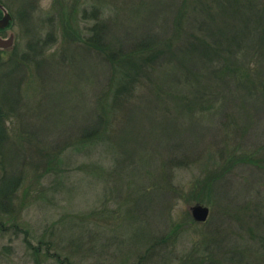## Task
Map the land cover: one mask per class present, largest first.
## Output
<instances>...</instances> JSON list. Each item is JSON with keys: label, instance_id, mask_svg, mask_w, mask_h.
Listing matches in <instances>:
<instances>
[{"label": "rangeland", "instance_id": "obj_1", "mask_svg": "<svg viewBox=\"0 0 264 264\" xmlns=\"http://www.w3.org/2000/svg\"><path fill=\"white\" fill-rule=\"evenodd\" d=\"M263 2L238 0L232 9L212 0L182 23L161 72L175 77L169 84L174 108L145 96L124 108L119 148H111L125 163L124 176L109 195L84 169L96 161L103 171L113 169L114 152L77 141L107 81L106 66L83 43L96 23L91 14L103 23L108 46L163 43L172 37L179 0H0L12 20L3 35L14 37L0 54V189L9 186L0 197L10 193L8 202L0 200V264H178L196 242L218 264H264L250 248L264 235V171L239 165L210 178L213 190L205 196L197 193L202 170L221 166L216 153L223 142L245 153L264 146V19L255 11ZM246 65L262 90L233 80L231 70L239 66V76ZM201 89L218 91L215 110L175 109L182 107L177 95L195 98ZM52 152L58 167L47 158ZM177 156L181 161L166 163ZM161 163L172 173L165 190L146 181ZM126 180L134 182L129 191ZM196 204L209 210L205 223L190 217ZM92 212L86 222L92 236L99 231L94 252L70 250L66 240L80 231L62 222Z\"/></svg>", "mask_w": 264, "mask_h": 264}, {"label": "trees", "instance_id": "obj_2", "mask_svg": "<svg viewBox=\"0 0 264 264\" xmlns=\"http://www.w3.org/2000/svg\"><path fill=\"white\" fill-rule=\"evenodd\" d=\"M209 1L211 2L212 0H179L178 11H176V18L172 27L173 33L172 37L169 40H166L163 43H156V41L152 40L142 42L140 41L138 43H133L129 47H114L108 46L107 43L105 44L104 40H102V27L104 25L102 22L98 21L97 18H95L96 13L93 12L91 14V18L96 21V23L91 29V35L83 43L85 47L89 48V50L94 51L96 57L101 59L106 66L107 81L105 84V90L100 93L99 97L95 101V109L92 114L93 118H91L92 121L86 128L82 129L77 141L79 146L102 145L104 151L108 150L109 153L111 151L114 152L111 153V162L113 163V169L103 171L99 167L97 161L90 165H87L84 169L89 173V175H92V177L94 178L100 179L104 183V185H107L105 186L107 194L110 195V193H112L114 195L117 190V179L119 180L122 176H124L123 173L125 163L123 164L121 157H116L114 155L116 151H113V149H111L119 148V146H117L116 144L115 135L119 133V140V136L123 130L121 127L122 120L120 119V117L124 108L129 107L132 102L136 101L137 103V101L144 96L150 97V100H152V102L158 105H162L167 110L174 108L170 105V98L176 95L169 91V84L172 85L171 83L174 81L175 77L166 78L165 73L161 74L162 70H164V67L168 68V65H170L169 61L165 60L164 54L165 52L170 53L173 50L175 42L177 44V42L180 41L183 35V33H181L180 31L182 23H188L189 19L195 16V13H197L198 10V5L207 8L206 5ZM237 1L238 0H217V2H222L224 5L230 6V8L232 9L235 7ZM248 3L252 4V2ZM258 6L259 7H256L255 11L258 13L259 18L264 19V2L259 4ZM221 9L223 11L224 8ZM195 38L200 42L201 45L209 46V48L214 51L219 47L218 42L213 45H208L201 37ZM226 42L231 43V40L227 39ZM159 44L163 48H160ZM194 47L195 45L193 44L191 47L192 53L194 52ZM177 63H182L181 65L184 64L183 62ZM238 68L239 66H237L236 68L234 67L231 70L235 74V76L233 77L234 81L242 86H245L249 90L256 89L258 88V86V89L262 90L263 83L261 82V80L257 81V79L253 77L254 73L250 71L252 67L250 68L249 65L248 67L247 65L246 67L244 66V69L242 71L240 70L239 76ZM222 69H224V67ZM212 74L214 75V72ZM185 82L188 83V88L192 86V83L189 79ZM212 88L213 86H210V90ZM201 90L197 91L198 94L195 98H189V95L184 98L183 96L180 97V94L177 95L180 104H182V107L178 108L176 106L175 109L185 110L188 113L190 112V114H203L206 111L212 112V110H215L213 103H218V91L213 89L210 92V90H207V94H205L201 92ZM227 125L231 128V123H227ZM229 132H231V129L229 130ZM228 142L230 141L223 142L222 147H220L218 153H216L219 155V158L221 160V166L217 169L209 170L208 173L206 168L202 170V172H205V174L203 175V180H199L200 186H198L197 188V193L199 195L202 194L203 196H205V193L207 191L213 190L212 183L210 182L208 185V181L210 178L218 179V176L220 174L229 173L236 166H253L259 170L264 171V146L259 147L257 150H255V152L245 153L239 148L236 149V145L230 146ZM176 155L178 154L176 153ZM57 156L58 153L52 152L50 157H47L51 159L50 162H54V166L56 167H58ZM204 157L206 158L204 162H209V160H211L212 158L211 152H209ZM177 158L178 159H176L175 157H171L169 158V160H166V163L170 165L175 161H181L179 159L181 157L177 156ZM202 159H199L197 162L200 163ZM160 162L163 161L161 160ZM201 163L205 165V163ZM163 166L164 164L161 163L159 167L156 168V171L153 174H149L151 176L150 179L146 178L147 176L144 175L146 181L148 180L152 183L153 188L163 186V190L169 183L168 176L171 177L172 175L171 167H168L167 170ZM205 179L207 181H205ZM133 185L134 182L131 180H126L124 184L125 189H127L128 191L132 189L131 187H133ZM6 186L9 187L8 185L4 184L3 186H1L0 193L1 191L5 192L4 188ZM9 194H2L0 200H7L8 202V200L10 199V196H8ZM93 215L94 212L90 214L80 215V217L74 216L71 217L70 220L68 219L67 221L64 220L62 222L61 225L67 224L68 222L70 224H74L75 226H77V228H79L80 231L76 236H72L68 240H66L67 242L65 243L71 248L70 250L74 251V248L77 247L82 248L86 253L94 252L93 247L97 243L96 232L99 231H94L95 233L92 236L93 228H91V223L88 224V221L86 222V219H91ZM256 243H253L255 244V246L250 245V248H252L253 251H256L257 254L258 252L259 254L261 252V256L264 257V235L262 236L261 241H259V243ZM47 244L51 243L47 242ZM240 245H242V242ZM259 254L258 256H260ZM211 256V251L207 248V245L204 247L201 242H196L191 250L178 260V264H218V261H215V259H213ZM234 258L235 257H233V259Z\"/></svg>", "mask_w": 264, "mask_h": 264}, {"label": "water", "instance_id": "obj_3", "mask_svg": "<svg viewBox=\"0 0 264 264\" xmlns=\"http://www.w3.org/2000/svg\"><path fill=\"white\" fill-rule=\"evenodd\" d=\"M0 12L2 14L1 18H0V29H5L9 23L11 22V17L10 15L8 14V12L6 10H4V8L2 7V5H0ZM6 48H9L11 47L12 45V37H10L9 40H6ZM190 217L192 218V220L194 222L197 223H204L208 216L209 215V210L208 208L202 206V205H199V204H196L191 206L190 209Z\"/></svg>", "mask_w": 264, "mask_h": 264}, {"label": "flooded vegetation", "instance_id": "obj_4", "mask_svg": "<svg viewBox=\"0 0 264 264\" xmlns=\"http://www.w3.org/2000/svg\"><path fill=\"white\" fill-rule=\"evenodd\" d=\"M0 18H1V16H0ZM8 28H5V29H1L0 30V54L1 53H3V52H7V50H9L10 48H6V40H9L10 39V37H12V44H13V41H14V37H13V35L12 34H9V35H7V36H4L3 35V33L7 30ZM1 102V101H0ZM10 103V102H9ZM10 108L12 107V105H11V103L8 105ZM9 108V109H10ZM2 115H1V113H0V149H2V147L1 146H3L2 145V143L4 142V140H5V134H2V128H1V124H2V121H3V119H4V117H3V119H2Z\"/></svg>", "mask_w": 264, "mask_h": 264}]
</instances>
